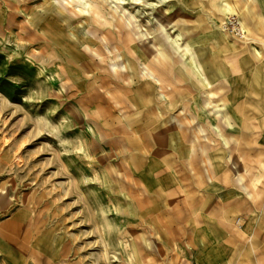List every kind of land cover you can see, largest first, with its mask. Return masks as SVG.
Wrapping results in <instances>:
<instances>
[{
    "label": "rangeland",
    "instance_id": "1",
    "mask_svg": "<svg viewBox=\"0 0 264 264\" xmlns=\"http://www.w3.org/2000/svg\"><path fill=\"white\" fill-rule=\"evenodd\" d=\"M263 5L0 0V264H264Z\"/></svg>",
    "mask_w": 264,
    "mask_h": 264
},
{
    "label": "bare ground",
    "instance_id": "2",
    "mask_svg": "<svg viewBox=\"0 0 264 264\" xmlns=\"http://www.w3.org/2000/svg\"><path fill=\"white\" fill-rule=\"evenodd\" d=\"M162 1V0H161ZM123 3V2H122ZM162 3H164V2H162ZM180 3V2H179ZM220 4V3H219ZM123 6V5H122ZM264 6V5H263ZM242 13V12H241ZM244 17V16H243ZM246 23V22H245ZM246 26V24H244V27ZM55 27V26H54ZM249 27V26H248ZM246 29H247V27H246ZM223 32V31H222ZM252 32L250 31V34H251ZM253 34V33H252ZM46 35V34H45ZM47 36V35H46ZM80 36V35H79ZM224 36V35H223ZM244 39V38H243ZM247 40V39H246ZM245 40V41H246ZM253 41V40H252ZM238 42V41H237ZM247 42H248V40H247ZM260 42V41H259ZM239 43V42H238ZM240 46V45H239ZM249 47H251V46H249ZM82 48V47H81ZM130 49V48H129ZM255 49V48H254ZM81 50V49H80ZM138 52V51H137ZM220 52V51H219ZM257 52V51H256ZM222 53V52H221ZM224 53V52H223ZM138 54V53H137ZM215 54V53H214ZM135 55V54H134ZM133 55V56H134ZM213 56V55H212ZM258 56V55H257ZM72 56H70V58H71ZM86 57V56H85ZM89 57V56H88ZM87 57V58H88ZM138 57H139V55H138ZM221 57H223V56H221ZM261 57V56H260ZM76 58V57H75ZM140 59V58H139ZM217 59V58H216ZM220 59V58H219ZM59 60V59H58ZM72 60H73V58H72ZM74 61V60H73ZM261 61V60H260ZM81 62V61H80ZM56 63V62H55ZM83 63V62H82ZM73 64V63H72ZM86 65V64H85ZM95 65V64H94ZM141 65V64H140ZM80 66H82V65H80ZM97 66V65H96ZM196 67V66H195ZM45 69V68H44ZM70 69V68H69ZM85 70V69H84ZM85 72V71H84ZM219 72H221V71H219ZM77 73V72H76ZM78 74V73H77ZM76 74V75H77ZM74 76V75H73ZM79 76V75H78ZM80 78V77H79ZM92 78V77H91ZM84 79V78H83ZM82 79V80H83ZM222 79V78H221ZM81 80V81H82ZM84 80H86V79H84ZM222 81V80H221ZM91 83V82H90ZM77 84V83H76ZM82 84V83H81ZM87 86V85H86ZM90 87V86H89ZM181 87V86H180ZM54 88V87H53ZM171 99H173V98H171ZM142 107V106H141ZM147 109H148V107H147ZM176 112V111H175ZM124 130H126V129H124ZM129 130V129H128ZM127 132V131H126ZM132 132V131H131ZM238 132H239V130H238ZM124 134V133H123ZM174 140V139H173ZM261 143V142H260ZM122 162V161H121ZM123 165V164H122ZM126 168V167H125ZM127 169V168H126ZM128 170V169H127ZM129 173V172H128ZM173 175V174H172ZM129 177V176H128ZM2 192V191H1ZM181 203V202H180ZM26 204V203H25ZM28 206H30V205H28ZM20 212V211H19ZM17 217V216H16ZM20 217V216H19ZM164 220V219H163ZM161 221V220H160ZM158 222V221H157ZM164 224V223H163ZM203 226V225H202ZM184 228V227H183ZM178 230V229H177ZM168 231V230H167ZM185 231V230H184ZM172 232V231H171ZM170 232V233H171ZM169 234V233H168ZM43 238V237H42ZM47 240H48V238H47ZM56 240V239H55ZM55 240H54V242H55ZM200 240V239H199ZM49 241V240H48ZM186 241V240H185ZM37 242V241H36ZM1 243V242H0ZM42 243H44V242H42ZM198 243V242H197ZM5 246V245H4ZM38 246V245H37ZM55 246V245H54ZM198 246V245H197ZM199 247V246H198ZM51 248V247H50ZM5 252V251H4ZM9 255V254H8ZM201 255H202V253H201ZM42 257V256H41ZM70 259V258H69ZM52 260V259H51ZM71 261V260H70ZM37 263V262H36ZM51 263V262H50Z\"/></svg>",
    "mask_w": 264,
    "mask_h": 264
},
{
    "label": "built area",
    "instance_id": "3",
    "mask_svg": "<svg viewBox=\"0 0 264 264\" xmlns=\"http://www.w3.org/2000/svg\"><path fill=\"white\" fill-rule=\"evenodd\" d=\"M226 28L230 31V32H235V31H238L240 32V29H239V23L237 21V19H235L234 17H229L227 20H226Z\"/></svg>",
    "mask_w": 264,
    "mask_h": 264
}]
</instances>
